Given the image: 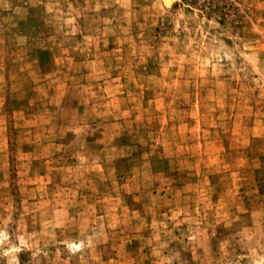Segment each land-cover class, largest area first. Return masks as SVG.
I'll return each instance as SVG.
<instances>
[{"label":"rangeland","instance_id":"rangeland-1","mask_svg":"<svg viewBox=\"0 0 264 264\" xmlns=\"http://www.w3.org/2000/svg\"><path fill=\"white\" fill-rule=\"evenodd\" d=\"M0 0V264H264V0Z\"/></svg>","mask_w":264,"mask_h":264},{"label":"bare ground","instance_id":"bare-ground-1","mask_svg":"<svg viewBox=\"0 0 264 264\" xmlns=\"http://www.w3.org/2000/svg\"><path fill=\"white\" fill-rule=\"evenodd\" d=\"M167 1V4L169 3V1L168 0H166Z\"/></svg>","mask_w":264,"mask_h":264}]
</instances>
